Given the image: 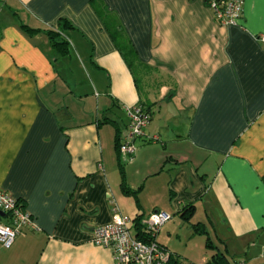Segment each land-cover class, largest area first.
Wrapping results in <instances>:
<instances>
[{
    "label": "crops",
    "instance_id": "crops-1",
    "mask_svg": "<svg viewBox=\"0 0 264 264\" xmlns=\"http://www.w3.org/2000/svg\"><path fill=\"white\" fill-rule=\"evenodd\" d=\"M103 1L151 67L139 87L91 0H0V189L34 218L0 264H118L92 243L115 205L134 233L171 214L157 240L181 264H264V0L229 27L204 0ZM138 105L151 120L123 164Z\"/></svg>",
    "mask_w": 264,
    "mask_h": 264
},
{
    "label": "built area",
    "instance_id": "built-area-1",
    "mask_svg": "<svg viewBox=\"0 0 264 264\" xmlns=\"http://www.w3.org/2000/svg\"><path fill=\"white\" fill-rule=\"evenodd\" d=\"M213 12L217 22L222 26H240L244 15V0H204ZM264 44V35L258 37ZM129 125L127 134L120 145V161L131 164L138 154L137 141L145 135L151 114L141 105L127 109ZM152 140H156L155 138ZM0 212L9 219L1 221L0 245L2 249H10L17 238L24 236L28 229L34 228V218L25 206L17 199L0 189ZM173 216L167 212L156 211L139 223L141 238H137L132 229L133 220L121 213L115 205L111 222L93 231L92 243L95 246L110 249L118 264H168L173 254L162 246L158 235Z\"/></svg>",
    "mask_w": 264,
    "mask_h": 264
},
{
    "label": "trees",
    "instance_id": "trees-1",
    "mask_svg": "<svg viewBox=\"0 0 264 264\" xmlns=\"http://www.w3.org/2000/svg\"><path fill=\"white\" fill-rule=\"evenodd\" d=\"M91 6L97 12L104 27L109 32L114 43L116 44V47L118 48L120 53L123 55L124 60L126 64L128 65V67L130 68L132 74L134 75L136 84L138 85L139 77L140 75L143 74L142 72L147 73L148 71L151 70V67L139 60L137 52L134 46L132 45L127 35V32L124 29L123 25L121 24L117 14L113 11H110L103 0H91ZM61 25L63 26V30L73 29V25L67 20H62ZM27 31L30 33L35 32L34 30H29V29H27ZM47 34L49 36L52 48L54 52L56 53V55L67 56L69 53L68 52L69 43L64 37H62L61 33L49 31ZM121 140H122V137L118 133L117 138H116V146H117L118 154L120 153ZM119 157H120V154H119ZM122 173H123V170H122ZM124 189L126 192H129L127 188H124ZM194 211L195 209L193 206H188L183 210L182 217L185 220L189 221L192 218ZM140 221L141 220H139L138 224L136 225L135 236L137 238L142 239L141 238L142 236L141 228L139 225ZM208 248L213 249V246L210 243H208ZM168 264H181V263L179 259L173 255ZM207 264H231V263L225 253L216 252L213 258Z\"/></svg>",
    "mask_w": 264,
    "mask_h": 264
},
{
    "label": "water",
    "instance_id": "water-1",
    "mask_svg": "<svg viewBox=\"0 0 264 264\" xmlns=\"http://www.w3.org/2000/svg\"><path fill=\"white\" fill-rule=\"evenodd\" d=\"M0 215H1V216H4L3 213H1V212H0Z\"/></svg>",
    "mask_w": 264,
    "mask_h": 264
}]
</instances>
